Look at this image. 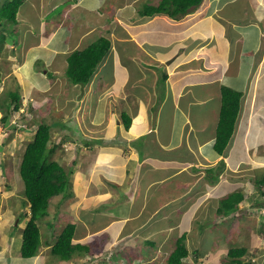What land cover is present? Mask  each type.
Listing matches in <instances>:
<instances>
[{"label":"crops","instance_id":"0c3cea01","mask_svg":"<svg viewBox=\"0 0 264 264\" xmlns=\"http://www.w3.org/2000/svg\"><path fill=\"white\" fill-rule=\"evenodd\" d=\"M54 1L33 0L29 12L23 11L21 6L20 12L30 21L21 23L19 32H24L30 42L26 47L23 45L17 48L9 59L12 66L8 65L9 68L3 70V74L8 78L18 79L16 85H23L24 95L31 94L37 102L46 104L44 108L46 113H43L47 118L53 110L68 111L71 114L78 111L73 121L79 118L77 120L80 126L91 129L95 124H92L94 119L104 120L109 112V121L105 127L106 134L112 137L111 142L97 144V148L83 145L90 150L80 148V145L77 149L76 145L72 147L74 154L68 153L77 157L83 150L85 156L90 158L88 161H96L94 165L96 168L107 170L105 174L109 188L93 187L92 195L95 197L91 198L92 195L87 194L83 197V206L77 207L81 217V220H78L86 225L84 227L82 224L81 227L86 232L92 229L94 232L103 233L108 242L110 239L111 244L119 248L118 253L124 254L120 257L124 256L127 259L129 251L133 252V248L145 254L153 240H160L162 231L154 226L155 221L165 224L167 233L164 236L165 240L170 241L180 236L172 231L173 217L167 216L166 207L173 203L177 206L183 203L180 199L187 197L193 196L190 201L196 199L195 194L202 191L210 181L208 177L205 178L207 167L213 168L215 174L220 170L224 174L233 171L231 166H237L241 154L245 156L246 161L253 157L259 164L264 162V156L255 158L252 151L246 153L243 146L232 152L231 143L223 156L218 154L213 147L216 133L207 137L208 123H213L211 120L213 115H207L203 111V106L209 102L216 105L212 113L217 117V128L221 106L220 93L224 85L245 93L246 89L240 87L247 83V87L250 86L253 90L251 103H254V107L259 99L263 98L264 84L260 96L255 97L254 93L260 91L257 83L264 79V53H260L262 48L264 52V0H204L201 6L187 16L190 17L189 22L182 25L181 29L165 28L164 20H174L165 15L141 16L138 8L133 16L127 18L125 14L131 9L125 7L114 18L112 14L116 8L113 0L112 4H108V0H82L83 2L72 0V14L70 13L68 20H65L63 11L50 19L59 8L58 1ZM236 5L238 6L235 7ZM37 6H40L39 12L36 11ZM212 8L214 14L220 12L223 15L220 17L221 22L217 23L209 18L196 22V13L205 11L209 14ZM119 22L125 23L129 30H136L134 31V34H137L136 43L140 44L142 56L136 54L135 47L126 49L135 43H125L127 39L132 42V34L130 33V36L129 31L124 30ZM155 22L157 23L154 24ZM185 26L190 29H186ZM111 34L118 36L117 39L113 40ZM100 37L111 41L110 54L100 65L91 86L72 89L65 80L68 55L74 50L86 48ZM213 42H218V47L225 48L213 49ZM177 56H181L182 59L178 60ZM168 57L173 58L170 64L166 60ZM211 59L214 60L212 65L217 64L218 59L223 61L220 72L201 76L199 69L190 71L194 73L193 79L202 83L200 87L203 90L198 88L189 92V89H185L189 85L188 78L181 81V75L171 77L169 74L170 68L179 65L181 61L190 63L192 66L190 67L195 68L196 64H204L206 60ZM133 63L138 67L139 73L143 72L145 77H153L154 80L147 78L141 80L133 70ZM143 65H148L149 68ZM165 65L167 66L164 67ZM161 74L163 79L160 78ZM232 79L234 85L239 83L236 88L231 83ZM23 80L27 82V87ZM162 81L164 85L160 84ZM150 84L156 86L152 88ZM120 86L125 91L121 90ZM129 86L135 91L127 92ZM47 94L55 97L57 105L45 96ZM260 103L258 106L263 110V100ZM117 108L126 110V113L129 112L134 118L127 134L131 141L136 142L131 145L129 159L122 156L125 146L120 137L125 127L117 118L120 115ZM93 113L95 116L90 118ZM59 119H63L65 128L72 127L68 125L72 118L64 119L63 116L56 117L51 123ZM149 129L155 130L157 135H146L145 132ZM117 130L118 132H115ZM81 132L84 136L85 131ZM148 138L150 141L155 138L164 154L150 153L146 147V154L144 151V157L139 158L135 145L140 140ZM252 144L250 143L251 146ZM92 149L99 151V154L95 156L89 153ZM222 159L226 161L227 166L221 164ZM243 162L241 158V163ZM194 167L199 170L194 172L192 170ZM111 178H114L116 184L112 185L109 182ZM231 182L233 181L227 182L224 186V182L217 186L218 196H222L219 190L223 188L237 187ZM91 187L86 188L88 193ZM123 189L132 192L119 193V190ZM181 189L185 191L177 192ZM211 190L214 191L213 188ZM163 196L172 201L167 205H160L158 200ZM100 206L111 207V211L102 212ZM152 210L154 211L151 212ZM154 216L167 219H152ZM8 227L9 224L6 223V232L4 233L2 229L4 236L0 235V264H43L40 259L24 258L21 255V245L15 248L17 243L21 244V239L14 242L9 239ZM113 228H116L117 232L110 236L109 231ZM136 228H140V233H137ZM133 236L137 237L130 240ZM119 243H124L123 247H120Z\"/></svg>","mask_w":264,"mask_h":264},{"label":"rangeland","instance_id":"374dc122","mask_svg":"<svg viewBox=\"0 0 264 264\" xmlns=\"http://www.w3.org/2000/svg\"><path fill=\"white\" fill-rule=\"evenodd\" d=\"M32 1L33 0H25L23 2L22 4L23 11L29 12L31 10V7L33 6ZM56 1L57 0H55L54 2ZM77 1H80V0H77ZM150 1L152 0H113L114 7L116 9L113 12L112 16L114 18L117 17V13L121 9L124 10V8L127 7V9H131L129 13L125 14V16L128 18L129 16H133L137 8H139L140 6L142 7L145 4H148ZM108 4H112V0H108ZM237 6L238 5H236L235 7ZM58 7L59 8L54 11L50 19H53V17H55L57 14H59L61 11H64L65 9L64 5H60ZM39 8L40 6H37L36 11L39 12L40 10ZM187 16H185L179 22L175 21L174 19H173L174 21L164 20L163 24L166 25L165 28L181 29L183 28L182 25L187 24L189 22L190 17L188 18ZM222 16L223 15L220 14V12L214 14V11L212 8L209 14H207V12L205 11H199V13H196L195 20L196 22H198L203 19L209 18L219 23V21L221 22L220 17ZM119 23L120 25L124 27V30L129 31L128 34L130 36L132 34L131 36L132 42H130V40L127 39L125 40V43H135L132 45L130 44V47L126 49H129V48L132 49L135 47L134 50L135 49L137 50L136 54H141L142 56L143 51L139 47L140 44H138V42L136 43L137 34H134V31L136 30H129L128 26L125 23L123 22H119ZM156 23L157 22H155L154 24ZM189 27L191 28V24ZM190 28L186 27V29H190ZM195 30H198V29H195ZM110 37L113 40H116L118 36L111 34ZM202 39H205V38H202ZM6 41L8 42V45L15 44L18 46V48H21L23 47V45L25 47L28 46L27 44L30 42V39L25 36L24 32H21V33L9 32L8 36L6 37ZM1 43L3 42H0V45ZM213 45H214L212 46L213 49L223 50L225 48V47H218V42H213ZM6 50L9 53H12V51H14V50H10L9 48H7ZM262 50L260 52L261 54L264 53ZM4 53H5V50L3 51V54ZM177 58L178 60L182 59L181 56H177ZM172 59L173 58L169 59V57L166 58L167 63L171 62ZM2 61H4V58L0 60V67L2 66V68H0V79H2L3 70L5 71L9 68V66H12V64L10 65V63L8 62H2ZM6 61H7V57H6ZM216 62L218 63L212 65L211 63H214V60L212 59L206 60L204 64L203 63L196 64L195 68L200 70L201 76H206L210 74L211 72H220L222 70L221 63H223V61L221 59H218ZM38 64L40 65L41 61H39ZM203 65L205 66L203 67ZM143 66H145L146 68H149L148 65H143ZM166 66L167 65H165L164 67ZM190 66H191L190 63L185 64L184 61H181L179 65H175L173 68H170L169 74L171 77L173 76L178 77L181 75L180 77L181 81L188 78L189 85H187L185 89H189V92L192 91L193 89L196 90L198 88L200 90H203V88L200 87L202 83L197 82L195 79H193L192 75L194 73H190V71H195V70H193V68H191L192 66L191 67ZM160 68L162 70V66ZM214 68L216 71L214 70ZM133 70L137 73V75L141 78V80H145L146 78L149 80H154L153 77H145V74L143 72L139 73L138 72L139 69L135 64H134ZM256 75L257 74L255 73V76ZM160 78L163 79L162 74ZM3 81H5L3 84L0 83V103H2L3 100H5V98H7L6 92L8 90L16 89V83L19 80L18 79L13 80L12 78L3 77ZM231 83L232 85H234V79L231 80ZM160 84L164 85V82L162 81L160 82ZM238 84H235L234 88H236ZM246 84L247 83H245L242 87H240V89L243 88L244 90L245 89L246 90L243 96L242 111H241L240 118L238 121V126L233 136V140L231 142L230 148L232 147V152H235L236 150L241 149V146H243V148L246 149V151L244 150L246 153L250 150V153L252 151L255 158H258L260 156H264V108L262 110L261 107L258 106V105H261L260 102H262V100L264 102V95H263V98L259 99V101L254 107V103H251V100H252L251 96L253 94L252 92L253 90L250 86L247 87ZM263 84H264V79L260 81L259 83L260 91L257 90L258 91L257 94L254 93L255 97H258L261 95V89H263ZM24 85H26L27 87L26 81H24ZM150 86L154 88L156 85L150 84ZM58 88H56V90ZM120 89L125 91V89L122 86H120ZM134 91L135 90H132L131 86L127 88V92H134ZM123 96L126 97V95H123ZM247 103L249 105H247ZM217 106H219V101H217ZM251 106H252V109H250ZM214 109H216V105H214L212 102H209L208 104L203 106V111L206 112L207 115L208 114L211 116L213 115V119H211L213 120V123H208L209 129H208L207 137L213 136V134L216 133L215 128L217 124V117L215 113H212ZM119 111L126 113V110H123L122 108H119ZM77 112L78 111L71 114L68 111L63 112L60 110H53L50 112L51 115L47 118L46 114L41 112L40 110V111H37V113L32 112V115H31V118L32 117L34 118L35 116L37 117L35 119L46 120L48 123H51L54 119H56V117L58 118L60 116H63L64 119L72 118L71 121L65 120V122L68 121V125H71L72 127H67L66 130H63L60 126H57L52 129L51 139L53 143L58 145V148L55 154L51 157V159L58 161L61 165L65 167L67 171L72 170L73 174H71L70 176L72 185L70 186V189L67 191V193L75 192L76 196L69 197L64 203H61V204L56 203L52 213L50 214V217L49 218L45 217L44 219H46V221H44V223L41 222L42 219L38 221L39 223L41 222L40 225H41L43 244H45L46 242L53 243L56 237H54V239L52 237L56 235L58 230L60 231L63 227L66 228L68 225L72 223H77L76 224V227H77L76 228V235H77L76 241H79V242L86 241V240L91 239L93 236H95V234L100 233L98 231L94 232L92 231V229L86 233H81V227L83 223L81 224L79 222V220H81V217H80V212L77 207L83 206L82 205V203H84L83 197H85L86 194L87 196L92 195L93 187L94 188L96 187V189L102 188V187H105L107 189L109 188V186L107 185L108 183L106 182L107 179H106V174H105L107 170L106 169L101 170V169L96 168V166H94L96 161L95 160L88 161L90 158L85 156L83 150L79 153L77 157H74V155L68 154V153H72L74 151L72 147L76 145H78L77 149L79 148V145H80V148H85L87 150H90V148H87L83 145L90 144V146H93L91 148H94V146H96L97 148L98 146L97 144L99 145L108 144V142L110 141V138H112L111 136L109 137L106 134L107 130L105 127L107 124L106 122L109 121L108 120L109 112H107V114L105 115L104 120L100 119V121H96L97 119L96 120L94 119L92 124L93 123L95 124L92 125L91 129H86L84 127L86 130L83 128V126H80V123L78 121L79 118H77L78 120L76 119L75 121H73L74 117L77 115ZM94 116H95V113L90 115V118L91 117L93 118ZM0 119H1V115H0ZM22 120L24 121V118H22ZM30 123L31 122L29 121V126H32L30 125ZM9 125H10L9 127H6V126H3L2 123L0 122V129H2V126H3V127H6V131H7V132L5 130H3V132L0 131V133H4L5 135L4 137L0 136V148H3V149H0L1 150L0 152V235L4 236L2 233V229H4V233H5L6 223H8L9 224L8 237L9 239H12L14 242L22 238V227H24V224H23L21 225L22 227L19 226V228H17L16 221L21 216V214H24L25 212L26 213L29 212V209H30L29 205H27L28 203L25 202L26 201L25 185L20 175L19 167H20V162H21V158L23 156L25 147L29 143L28 141H30L32 137V133L30 131H27V129L17 132L16 130L18 128L16 129L15 125H13V127H12V124L9 123ZM83 130L85 131L84 136H82L83 134L81 132ZM115 132H118V130ZM145 133L148 136L157 135V132L153 131V129L152 130L149 129ZM127 134H129L128 131L123 129L122 137H120L122 144L125 146V150L122 155L123 158L125 159H129L131 145H134L136 143L134 141H131V137H128ZM70 137L78 138L76 140L79 141V144L72 143V147H71L70 142L74 139H69ZM97 137H102V139H98ZM250 143H253L252 146L250 145ZM62 144H63V147L60 146ZM50 146L51 144L49 145V147ZM135 146H136V152H137L136 155L139 158L144 157V151L146 147H148V151L150 153L155 152L158 154L160 153L164 154L163 149H161V146L158 145L157 141H155V138L152 141H150L149 138L146 140H140ZM241 151H243V149ZM146 152L147 151H145V154ZM89 153L97 156L99 154V151L92 149ZM241 155H240V161L239 159H237V161H239L237 163V166L234 167L230 165L233 171H230L224 174V176L226 177V180L224 181L223 184L226 185L227 182L233 181L231 183H234V185H237V187H234L233 189L223 188L219 191L221 195L227 196L233 193L235 190H239V191L245 192L246 195L249 196V198L253 197V200L245 201L240 206L241 209L236 213V215L230 216L228 218H222L221 220H219L220 222H218V218L214 219V212H211V209L216 208L217 203L213 202L211 204L210 202H208L207 199L200 201L199 198H196L190 201V199L193 198V196L187 197L186 199H182V200L180 199V202H183L184 204L179 203L176 206V204L173 203L166 210L167 216L174 217L173 219L174 225L172 227V231L180 235V230L182 228L181 225H183L185 229H188L189 234H188L187 246L190 251V256L185 260L186 264H224L226 262L227 251L231 248H240V247H246L250 252V256L256 255L254 256V260H255L254 264H264V217H263L264 210L260 209V210L255 211L256 207L254 208V204L258 201L261 202L262 199L264 198V196L262 197L261 191L254 184V178L259 173L264 172V167L258 166L256 165L255 162H252L250 160L246 161L245 156L243 155L241 156ZM241 158H243L244 160L243 163H241ZM167 166L168 165H166L165 168H167ZM161 168H164V167H161ZM109 182L112 185L116 184L114 178H111ZM231 183L230 185H232ZM88 186L89 187L92 186L90 188L89 193L86 190ZM184 191L185 189H181V191H177V192L180 193ZM130 192L132 191L131 190L127 191L124 189L119 190V193H123V194L130 193ZM94 197L95 196L92 195L91 198H94ZM88 200L89 198L87 199V201ZM55 201L56 200H54V202ZM171 201L172 200H168L166 196H163L161 199L158 200L160 205H167ZM261 205L264 206V203H261ZM3 206H6L7 214L5 215H4ZM99 208H101L100 211L102 212L111 211L110 210L111 207L100 206ZM154 210H152L151 212H153ZM158 216H161V214H159ZM48 219H49V224L53 225V233L51 231V234H49V231H48V226H47ZM208 220L212 221L211 224H209ZM83 226L86 227L85 224H83ZM154 226L159 227L162 231L160 238H159L160 240L159 241L153 240V242H151L148 245L147 251L145 254L140 252L137 248L132 247L133 252L129 251L130 255L127 257L128 261L125 259L124 256L121 257V259L124 260L122 264H166L165 258L167 257L169 252L173 250L175 242L174 240L169 241V239L168 240L164 239V236L167 234L164 223L155 221ZM88 229L89 228L87 227V230ZM136 231L137 233H140V228H136ZM115 232H117L116 228H113L111 231H109V233H111L110 236H113ZM101 237L102 235H99L98 237H95L94 239H96V242H98ZM134 237H137V236L131 237L130 240H132ZM119 244H120V247H123L124 245V243H119ZM16 247H20V242L17 243V246H15V248ZM151 247H155L154 259H151L153 256L151 249H150ZM118 249L119 248H117V250ZM90 256L89 254L85 255V257L77 256L76 264L88 263ZM132 258H134L135 262L131 260ZM250 258L251 257H249L248 262L249 261L251 262ZM70 263L71 262L67 264H70ZM89 264H95V263H89Z\"/></svg>","mask_w":264,"mask_h":264},{"label":"trees","instance_id":"16d2710c","mask_svg":"<svg viewBox=\"0 0 264 264\" xmlns=\"http://www.w3.org/2000/svg\"><path fill=\"white\" fill-rule=\"evenodd\" d=\"M0 1L3 2L0 5V19H7L9 22L15 23L16 15L25 0ZM203 2L204 0H156L139 7L138 13L146 17L155 14H167L170 18L178 20L201 6ZM111 46L112 43L108 38H102L84 50L74 51L68 58V76L71 81L81 85L88 83L99 64L110 52ZM220 95L221 106L214 149L219 154H223L236 132L244 93L224 85L221 87ZM17 98V94L8 93L7 98L0 104V111L4 114L1 119L3 123L8 122L12 105L15 104L13 109L18 110ZM129 118L128 115H122L126 128H129L131 123ZM58 125L64 128L63 119L55 120L50 124L43 121L38 125L33 141L27 145L20 164V175L25 183V197H27L31 210V217L22 230L20 251L24 258H33L39 252L42 242L38 221L48 215L50 200L57 195L62 194L63 197L70 195L67 191L71 186L72 170L67 171L58 162L50 160L58 148V145L53 143L51 139L52 129ZM192 170L197 172L199 168L194 167ZM205 176L214 179L212 180L214 182L219 181V171L215 174L211 167L206 169ZM254 184L264 196V172L259 173L254 178ZM249 200H253V197L249 198L243 191L235 190L233 193L222 196L213 202L217 203L216 214L220 218H228L237 213L241 209L240 206ZM261 203H264V199L261 202H256L254 208H264ZM76 228V224L72 223L58 235L57 241L51 249V254L55 256L57 262L68 261L73 256L85 257V254L91 255L90 259H94L99 254L98 248L95 250V242L91 239L81 242L74 241ZM188 234V229L182 226L173 250L165 258L166 264H186L185 260L190 256L187 246ZM82 247L86 252L85 254ZM247 253V248H231L226 255L224 264H251L243 260ZM115 258L120 259L121 257L115 255Z\"/></svg>","mask_w":264,"mask_h":264},{"label":"clouds","instance_id":"9594fccd","mask_svg":"<svg viewBox=\"0 0 264 264\" xmlns=\"http://www.w3.org/2000/svg\"><path fill=\"white\" fill-rule=\"evenodd\" d=\"M58 1V6H60V5H64V7H65V9H64V14H65V20H68L69 18H70V13L72 14V5H71V1L72 0H57ZM156 1V0H155ZM154 2V0H152V1H150L149 3H153ZM3 4V2L2 1H0V5H2ZM22 6V5H21ZM141 7V6H140ZM193 12V11H192ZM190 14V13H189ZM189 14H187V15H189ZM155 15H165V16H167V17H169L167 14H155ZM155 15H153V16H155ZM187 15H185V16H187ZM153 16H149V17H153ZM184 16V17H185ZM184 17H182L181 19H183ZM170 18V17H169ZM170 19H173V18H170ZM181 19H178V20H176V19H174L175 21H180ZM29 21H30V19H28L26 16H24L21 12H20V10H19V12L17 13V15H16V22L15 23H13V22H9L7 19H0V42H3V43H1V45H0V60H2L3 58H4V61H2V62H8L9 63V59L11 58V56H12V54L17 50V48H18V46L17 45H15V44H10V45H8V42L6 41V37L8 36V33L9 32H17V33H21V32H19V28H20V26H21V23H29ZM32 30L33 31H35V29L34 28H32ZM102 38H105V37H100L99 39H102ZM98 39V40H99ZM97 40V41H98ZM97 41H95V42H97ZM207 46H209V44L207 45ZM88 47V46H87ZM86 47V48H87ZM7 48H9L10 50H14V51H12V53H9L6 49ZM86 48H84V49H86ZM84 49H82V50H84ZM111 49H112V47H111ZM5 50V53L3 54V51ZM74 51H78V50H74ZM73 51V52H74ZM73 52H71L69 55H68V57H67V69H66V77H65V80H66V82H68V85L72 88V89H75V90H77V88L78 89H83V88H86V87H89V86H91L90 84H92L93 82H94V80H95V78L97 77V75H96V73H97V71H98V69H99V67H100V65L102 64V62L105 60V58L110 54V52H111V50H110V52L108 53V55L102 60V62L99 64V66H98V68L96 69V71L94 72V75L92 76V78H91V80L88 82V83H86V84H84V85H81V84H76V83H73L72 81H71V79L69 78V76H68V67H69V64H68V58H69V56L73 53ZM6 57H7V61H6ZM197 60H199L198 58H196ZM186 64V63H185ZM205 65H203V67H204ZM0 68H2V66L0 67ZM193 70H195L196 71V68H193ZM3 77H6V78H8L7 76H5L4 74H3V76H2V79H0V83L1 84H3L5 81H3ZM13 80H15L14 78H12ZM259 83H257V85H258ZM20 87V88H19ZM22 90H23V85L21 86L20 84H19V86H18V84L16 85V89H10V90H8L6 93L8 94V93H15V94H17V96H18V98H17V100H16V103H17V105L19 106V108H18V110H14L13 108H14V105H12V107L10 108L11 109V115H10V118H9V120H8V122L7 123H3L2 122V118H3V112H1L0 111V115H1V119H0V122L2 123V125L3 126H6V127H9L10 125H9V123L10 124H12V127H13V125H15L16 126V131L18 132V131H21V130H26L27 129V131H30L31 133H32V137H31V139H30V141H28L29 143L30 142H32L33 141V137H34V135H35V133H36V131H37V129H38V125L41 123V122H43V121H45L46 122V120H39V119H35V118H37V117H35L34 116V118L32 117L31 118V115H32V112L33 113H37V111H42V112H45V110H44V108H45V105H44V103L43 102H37L36 101V98L34 97V96H32L31 94H29V95H24V90H23V96H21L20 95V93L22 92ZM48 99H52V101H53V103L55 104V105H57L56 104V100H55V97H53L52 95H45ZM6 97H7V95H6ZM1 104V103H0ZM117 110H119L118 108H117ZM46 113V112H45ZM123 114H125V115H128L130 118L129 119H131V122H132V120L134 119V118H132L128 113L126 114L125 112H120V115L117 117L118 118V120H120L121 121V123L124 125V127H125V130L126 131H129V128H130V125H131V123H130V125H129V128H126V126H125V124H124V121H123V119H122V115ZM34 115V114H33ZM22 118H24V121L22 120ZM23 121V122H22ZM29 121L31 122L30 123V125H32V126H29ZM39 121V122H38ZM48 123V122H47ZM50 124V123H49ZM2 126V129H0V131H2L3 132V130H5L6 131V127H3ZM35 126V127H34ZM238 126V125H237ZM63 130H66V128L64 127V128H62ZM153 131H155V130H153ZM7 132V131H6ZM0 136L1 137H4L5 135H4V133H0ZM7 136V135H6ZM232 142V141H231ZM230 142V143H231ZM28 143V144H29ZM71 147H72V143H75V144H79V141H77L76 139L75 140H72L71 142ZM215 143V142H214ZM27 144V145H28ZM27 145H26V147H27ZM88 145V144H87ZM90 145V144H89ZM230 145V144H229ZM228 145V146H229ZM61 147H63V144L62 145H60ZM228 146H227V148H228ZM26 147H25V149H26ZM90 147H93V146H90ZM213 147H214V145H213ZM227 148H226V150H227ZM152 149V148H151ZM215 150V149H214ZM226 150L224 151V153L223 154H220V155H224L225 154V152H226ZM25 151V150H24ZM57 151V150H56ZM55 151V152H56ZM216 151V150H215ZM217 152V151H216ZM218 153V152H217ZM24 154V153H23ZM55 154V153H54ZM53 154V155H54ZM219 154V153H218ZM52 155V156H53ZM51 156V157H52ZM23 157V156H22ZM50 160H52L51 158H50ZM250 161H252V162H255L256 163V165H258V166H263L264 167V162H262L261 164H259L258 162H256V161H254V158L253 157H250V159H249ZM21 161H22V158H21ZM52 161H56V160H52ZM56 162H58V161H56ZM221 164L222 165H225L226 164V166H227V163H226V161H224V159H222L221 161ZM59 163V162H58ZM20 164H21V162H20ZM60 164V163H59ZM61 165V164H60ZM63 166V165H62ZM64 167V166H63ZM65 168V167H64ZM207 168H209V167H207ZM71 171V170H70ZM19 172H20V167H19ZM72 174H73V172H72ZM205 178H206V176H205ZM210 179V181L204 186V188H203V190L202 191H199V193H200V196L198 197L199 199H200V201L201 200H208V202H215L217 199H219L220 197H222V196H218V191H217V186H219L221 183H223L224 181H225V176H224V173H222V171L220 170L219 171V181L218 182H214V181H212V180H214V179H212V178H209ZM24 182V181H23ZM24 185H25V183H24ZM71 185H72V182H71ZM223 186H224V184H223ZM213 188V190L214 191H212L211 189ZM220 191V190H219ZM245 193V192H244ZM68 194H70L68 197L67 196H65V197H63V195L61 194V195H57V196H55V197H53L51 200H50V204H49V207H48V215L47 216H45V217H50V214L52 213V211H53V209H54V207H55V205H56V203H58V204H61V203H64L69 197H74L75 196V192L74 193H68ZM218 196V197H217ZM263 197V196H262ZM26 198V203H28V200H27V197H25ZM264 199V198H263ZM54 200H56L55 202H54ZM27 205H29V208H30V204L28 203ZM171 204H169V206H170ZM169 206H167L166 207V210L169 208ZM263 210H264V208H262ZM261 209V210H262ZM3 210H6V206H3ZM256 210H260V209H257V208H255V211ZM211 212H214V219H217L218 218V222H220L219 220H221L222 218H220L217 214H216V208H214V209H211ZM166 214H167V212H166ZM156 215H159V214H156ZM233 215H236V213H234ZM232 215V216H233ZM30 217H31V210L29 209V212H25L24 214H21V216L17 219V221H16V226H18V228H19V226H21V225H23L24 224V227H22V230L26 227V224H27V222H28V220L30 219ZM44 217V218H45ZM169 217V216H168ZM44 218H42V221L41 222H43L44 223V221H46V219H44ZM152 219H167V218H165V217H158V216H154V217H152ZM173 219H174V217H173ZM40 222V223H41ZM208 222H209V224H211V220H208ZM40 223L38 222V226H39V228H40V233H41V242H42V240H43V238H42V232H41V225H40ZM75 224H77V223H75ZM217 224V223H216ZM47 226H48V231H49V234H51V231H52V233H53V225H50L49 224V219H48V222H47ZM208 227V226H207ZM64 229V227L59 231L58 229V232L56 233V235L55 236H53L52 238L54 239V237H56V239H54V241H53V243H48V242H46L45 244H43V243H41V247H40V249H39V252H38V254L35 256V257H33V258H36V259H40L41 261H42V263L43 264H67V263H69V262H71L70 264H76V257L75 256H73V258L72 259H70V260H68V261H62V262H57V260H55V256L54 255H52L51 254V249H52V247H53V245L55 244V242L57 241V235H59L60 233H61V231ZM207 229V228H206ZM81 233H86V231H85V229H81ZM99 235H102V237L99 239V241L98 242H96V239H94L95 237H98ZM52 236V235H51ZM178 238L179 237H176V238H173L172 240H174V242L176 243V240H178ZM76 239H77V235H75V238H74V241H76ZM91 240L93 241V242H95L94 243V247H95V249H97L98 248V250H99V254H97L96 256H95V258L94 259H89V261H88V263H86V262H84V263H86V264H89V263H95V264H122L123 262H124V260H122L121 258L120 259H118V260H116V258H115V255H119V256H121V255H123V254H119L118 253V250H117V246H114V245H112L111 244V241H110V239H109V242H108V240L107 239H105V236H104V234L103 233H99V234H95V236H93L92 238H91ZM187 240H188V238H187ZM21 241H22V238H21ZM79 242V241H78ZM157 243V242H156ZM175 243H174V245H175ZM21 245V244H20ZM84 247V246H83ZM82 247V251L84 252V248ZM174 248V247H173ZM241 248V247H240ZM243 248H246V247H243ZM151 249V252H152V254H153V256H152V258L151 259H154V257H155V252H154V250H155V247H151L150 248ZM40 250H42V251H40ZM229 251V250H228ZM228 251H227V253H228ZM247 251H248V253H247V255L245 256V257H243V260L244 261H246V262H248V260H249V257H251L250 259H251V262L249 261V263H251V264H254L255 263V260H254V256H256V255H253V256H250V252H249V250L247 249ZM104 253V254H103ZM227 253H226V255H227ZM84 254H85V252H84ZM85 255H87V254H85ZM84 255V256H85ZM199 255V254H198ZM75 257V258H74ZM227 257V256H226ZM126 259V258H125ZM127 260V259H126ZM131 260H133V262H135L134 261V258H132ZM128 261V260H127Z\"/></svg>","mask_w":264,"mask_h":264},{"label":"bare ground","instance_id":"6f19581e","mask_svg":"<svg viewBox=\"0 0 264 264\" xmlns=\"http://www.w3.org/2000/svg\"><path fill=\"white\" fill-rule=\"evenodd\" d=\"M199 196H200V193L199 192L195 194V197L196 198L199 197Z\"/></svg>","mask_w":264,"mask_h":264}]
</instances>
